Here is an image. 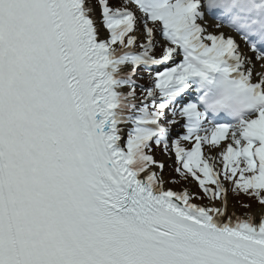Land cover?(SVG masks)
I'll return each mask as SVG.
<instances>
[{"label": "snow or ice", "instance_id": "1", "mask_svg": "<svg viewBox=\"0 0 264 264\" xmlns=\"http://www.w3.org/2000/svg\"><path fill=\"white\" fill-rule=\"evenodd\" d=\"M127 2L0 0V264H264V215L221 182L264 206V108L213 124L187 90L199 61L264 98V0ZM153 144L209 203L165 186Z\"/></svg>", "mask_w": 264, "mask_h": 264}, {"label": "clouds", "instance_id": "2", "mask_svg": "<svg viewBox=\"0 0 264 264\" xmlns=\"http://www.w3.org/2000/svg\"><path fill=\"white\" fill-rule=\"evenodd\" d=\"M196 66L205 72V76L197 78L203 92L198 108L204 114L223 113L238 124L249 113L264 108V98L238 79L222 71H211L199 61Z\"/></svg>", "mask_w": 264, "mask_h": 264}, {"label": "rangeland", "instance_id": "3", "mask_svg": "<svg viewBox=\"0 0 264 264\" xmlns=\"http://www.w3.org/2000/svg\"><path fill=\"white\" fill-rule=\"evenodd\" d=\"M109 3L111 5V2L109 0ZM112 6L113 2H112ZM123 6L128 7L130 10H132L134 12V14L137 17L142 16L143 14L139 12L138 8L135 7V4H132L129 0V2L125 3ZM98 12V9H97ZM151 23V22H149ZM139 32H137L136 34L138 35ZM139 37V36H138ZM157 39L161 38L158 36ZM140 42H144V36L142 35V37H139L138 41H137V45ZM163 43V41H161ZM154 56L156 58H159L160 55L162 54L161 49L159 47H157L154 51ZM170 66V64L168 65ZM157 67V70H162L163 66H154ZM140 77H144L143 79H140ZM138 83L143 84L145 86H148V75L141 69L139 70V75L136 77ZM126 91V90H125ZM167 115V113H166ZM168 118H171L170 116ZM179 119V118H178ZM163 123V121H162ZM182 119L179 120V123L171 130V136L170 138H177L179 133H182L181 130L182 129ZM222 143H226V142H222ZM182 145L186 148L189 149V147H191V144L189 142H182ZM203 154L205 156V158L211 156L210 154L212 152L214 153V158L213 160H210V163H214L215 166L217 168L222 167V158L218 157V151L213 148L212 146H203ZM154 157V159L158 162H162L165 167L162 170V176L164 178V180L167 182L168 186H170L171 188H179V189H187L190 193L196 194L201 196L202 198L199 200H194V201H202L204 203H209L208 200L206 198H203V194L198 186V183L191 178V176H187V178H182L180 177L176 172H175V168H176V162H175V155L173 152H171V150L169 149V151L167 153H165L162 150L161 146H155L153 144L152 146V151L151 153ZM187 175V174H186ZM197 175H200V173H197ZM175 181V182H168V181ZM221 182L224 183L227 192H228V197L230 199V203L232 205V207H235L236 210L238 211V213L240 215L245 216L246 214H249L251 212L256 211L257 209L261 208L262 205H260L254 198H251L249 195L247 194H243V193H239V192H233L232 191V186L231 184H229L226 181H223L221 178ZM209 187H214L212 185H208ZM219 201H217L216 203H218Z\"/></svg>", "mask_w": 264, "mask_h": 264}, {"label": "bare ground", "instance_id": "4", "mask_svg": "<svg viewBox=\"0 0 264 264\" xmlns=\"http://www.w3.org/2000/svg\"><path fill=\"white\" fill-rule=\"evenodd\" d=\"M242 1H243V3H244V7H243V8H247V4H246V2H247L248 0H242ZM202 2H203V0H202ZM232 2H233V0H229V1L227 2V5H226L225 7L227 8L228 6L232 5ZM254 2H255V1H254ZM256 3H257V2H256ZM255 7H257V11H256V13H258L259 10H260V8H261V5L257 3V4L255 5ZM232 10H233V9L231 8V11H232ZM97 14H98V12H97ZM213 30H214V29H210V31H213ZM220 31L224 32L225 34H228V33L230 32V30H229L228 28H226V27H223ZM137 36L142 37L141 33H138ZM194 81L198 82L197 79H193V80L190 81V82H193V83H194ZM198 87H200V86L198 85ZM202 94H203V92H202V90H201V95H202ZM214 153H215V152H212L210 155L213 157V156H214ZM165 186H166L167 188H171L170 186H168L167 183H166ZM225 188H226V187H225ZM171 189H173V190H175V191H183V189H179V188H171ZM226 197H227V202H228V208H229V211H230V212H231V211H234V212L236 213L237 216H241V217H243V215H240V214L238 213V211L236 210L235 207H232L227 192H226ZM193 202H195V203H199V204H207V203H204V202H202V201H193ZM218 203H219V202H218ZM218 203H217V204H218ZM249 214H252V215L255 216V217H259L260 215H264V206H262L261 208L257 209V210L254 211V212H251V213H249Z\"/></svg>", "mask_w": 264, "mask_h": 264}]
</instances>
